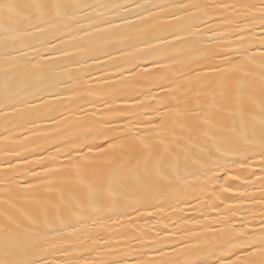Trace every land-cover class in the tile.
<instances>
[{
  "label": "snow or ice",
  "instance_id": "1",
  "mask_svg": "<svg viewBox=\"0 0 264 264\" xmlns=\"http://www.w3.org/2000/svg\"><path fill=\"white\" fill-rule=\"evenodd\" d=\"M0 264H264V0H0Z\"/></svg>",
  "mask_w": 264,
  "mask_h": 264
}]
</instances>
